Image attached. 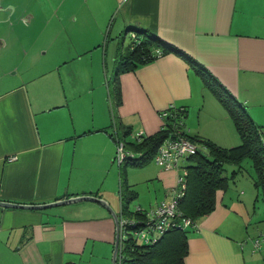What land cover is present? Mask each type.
<instances>
[{
  "label": "crops",
  "instance_id": "0c3cea01",
  "mask_svg": "<svg viewBox=\"0 0 264 264\" xmlns=\"http://www.w3.org/2000/svg\"><path fill=\"white\" fill-rule=\"evenodd\" d=\"M112 2L110 19L114 16V25L118 21L117 36L126 29L134 35L145 31L167 45L168 51L150 64L119 74L121 101L114 114L106 105L103 108L101 100V111L97 113L93 103L91 118L81 120L80 112L88 108L82 100L88 91L74 85L78 83H57L55 76L60 77L63 70L60 65L39 76L49 80L48 84L28 88L18 81L2 92L0 202L41 205L93 196L106 201L117 215L115 206L121 207V180L126 170L114 162L112 119L132 134L142 132L150 137L162 127L159 113L172 104L185 110L188 119L184 125L189 133L191 127L197 139L226 145L209 138L207 129L200 126L206 108L214 112L208 129L222 125L228 132L231 126V119L204 79L229 93L264 135V0ZM95 8L102 9L99 5ZM77 72L83 77L94 70L69 67L63 74L69 78ZM90 89L94 90L92 83ZM194 100L200 105L193 104ZM195 114L196 128L190 123ZM149 169H143L145 181L163 186L167 197L180 172L157 166ZM240 194L248 205L249 196ZM224 199L218 194L214 212L188 234L184 264H264V243L259 255H254L252 242L257 236L245 237L238 223H252L249 207L241 201L232 212ZM72 208L92 212L76 211L78 215L70 216L65 215L69 209L61 212L58 207L42 211L0 207V264H93L96 247L101 254L95 264H105L115 239L112 217L97 205ZM85 256H89L87 260Z\"/></svg>",
  "mask_w": 264,
  "mask_h": 264
},
{
  "label": "rangeland",
  "instance_id": "374dc122",
  "mask_svg": "<svg viewBox=\"0 0 264 264\" xmlns=\"http://www.w3.org/2000/svg\"><path fill=\"white\" fill-rule=\"evenodd\" d=\"M112 1L10 0V3L18 4L21 8V10L15 12L14 15L11 14V16H8L0 8V38H2V42L4 43L0 46V94L15 85L18 81H22L28 88L37 85V83H39V86L48 84L49 80L43 78L38 79L39 76L60 65L63 70L61 71L60 77L55 76L58 81L57 83L62 86L67 85V83L71 85H73L72 83H78L79 85H74L88 91L82 99L88 108L86 111L82 110L80 112L79 118L81 120H84L86 117L87 119L91 118L93 115L91 105L93 103L97 108V113L101 111L100 102L102 101L103 108L106 105L111 112L113 110L115 111L113 97L114 78L123 56H125L131 46V36L134 34L128 32V29L122 31L119 36L115 34L118 21L114 25V16L113 19H110V11L113 7ZM96 5L101 6L102 9L99 11L95 8ZM107 48L108 54L105 53V49ZM76 59H79V61ZM69 67L76 68V70L90 67L94 72L92 75L87 74L83 77H79L81 73L77 72L75 75L66 78L63 73ZM89 83L90 88L92 83L93 91L90 88L84 87ZM206 95L208 96V92ZM193 104L200 105L195 100ZM194 111H196V107ZM211 113L214 112L208 108L202 112L200 126L207 129V136L209 138H213L217 142L224 141L226 145H222V142L221 145L216 144L214 141L206 140V138L200 140L209 141L220 147L223 146L222 148H230L226 146H231V144L234 145L233 147L238 146L240 144V138L231 120V126L227 127L228 132L223 131L225 126L222 125L211 130L207 128L211 122ZM190 123L192 127L199 124L196 114L191 116ZM189 128L190 133L188 132V135L197 137L198 134L194 131L195 129ZM199 146L204 152V147L200 144ZM190 165V161L182 163V166L185 168ZM125 167L126 175L123 172L122 179L123 190L124 184L129 186L127 199L134 198L132 201H129L130 209L137 208L140 205L145 207L144 210H148L149 204H156V201L169 198L170 194L165 197V188L163 186L155 187L150 181H145L147 178L143 173V169L150 170L149 168H156V165L152 161L146 163V165L144 164V166L128 165ZM224 170V175L228 178V188L223 195L225 197L224 203L231 210L233 208L236 209L238 208V202L242 201L241 203H244L243 196H241L240 192H244L246 196H249V204H244L245 208L249 207L252 223L248 224L246 220L242 221V225L238 220L240 230L242 229L245 237L246 234L252 235V233L256 234V238L264 236L263 203L260 197H257L258 193L253 187L254 172L251 168L250 161L245 159L240 164V167L234 164L226 165ZM177 180L178 177L176 183ZM78 205L92 207V205L97 204L84 201L72 205L60 206L58 207V211L62 212L65 209H69L71 212L65 215L70 216L78 215L76 211L92 212L90 209L72 208ZM118 209L119 206H115L117 212ZM93 212L96 213L99 211ZM236 230L237 227L235 226L233 231L235 232ZM250 237L252 238L253 236ZM245 241L249 242L250 239H245ZM96 248V252L91 261L93 264L98 261L97 257L101 254L100 247ZM260 251L261 248L254 251V255H259L257 253H260ZM111 252L112 248L110 249V256L107 257V261H104L105 264H112ZM87 257L89 256H85L84 260H87Z\"/></svg>",
  "mask_w": 264,
  "mask_h": 264
},
{
  "label": "trees",
  "instance_id": "16d2710c",
  "mask_svg": "<svg viewBox=\"0 0 264 264\" xmlns=\"http://www.w3.org/2000/svg\"><path fill=\"white\" fill-rule=\"evenodd\" d=\"M136 40L131 38V46L123 56L122 62L118 67L113 84V97L116 102L115 107L120 104V90L118 76L120 73L133 71L140 66L150 64L159 58L156 51L165 54L168 46L154 36L145 31H136ZM199 72V71H198ZM208 90L213 94L215 99L220 103L228 114L231 122L240 138V144L233 148H222L209 141H201L196 137L186 135L187 138L202 145L203 151H199L196 156L188 158L191 165L186 167V190L184 196L178 202V210L183 217L190 219L192 222H198L214 212L218 203V194L223 196L228 188V178L224 175L226 165L234 164L240 167L245 159L251 163L254 172L253 187L258 193L263 203V220H264V141L262 128L254 124L243 108L237 104L229 93L219 85H213L204 79ZM178 117L183 121L186 116L185 110L178 108ZM114 114V113H113ZM115 130L110 134L113 141L121 140L125 149L135 155L141 154V157L126 159L119 167L126 170L125 166H143L152 161L156 149L164 139L175 137V134L162 128L155 135L146 137L142 136L140 141L135 142L129 139L132 134L131 129L118 127L115 119H112ZM168 126V119H165ZM137 158V159H136ZM121 180V206L122 213L129 217L136 218L138 213H134L129 208L127 199L128 186ZM189 229H173L165 233L153 245H136L131 241H126L125 248L117 264H184L188 254V234Z\"/></svg>",
  "mask_w": 264,
  "mask_h": 264
},
{
  "label": "built area",
  "instance_id": "2783aa9c",
  "mask_svg": "<svg viewBox=\"0 0 264 264\" xmlns=\"http://www.w3.org/2000/svg\"><path fill=\"white\" fill-rule=\"evenodd\" d=\"M136 35L131 38L136 40ZM158 57L162 54L160 51L155 52ZM179 109L174 105H168L161 111L160 119L162 120V129L169 130L175 134V137H169L163 140L152 158V162L163 171L177 170L180 172L177 183L170 192L168 199H163L144 210L141 207L132 209L134 213H138L136 218L123 214L122 206L120 207L118 220L119 245L117 257L120 259L125 248L126 241H131L136 245H153L165 233L173 229H189L191 232L197 230V223L182 216L178 210V202L184 196L186 190L187 170L182 163L188 158L196 156L202 151L197 143L187 138L188 130L184 125L182 118L178 117ZM165 119H168V126ZM143 133H135L129 136L131 141L138 142L142 138ZM141 157V154H133L125 149L121 140L116 141V153L114 162L120 167L128 158ZM136 158V159H137ZM140 242V244H138ZM264 243V236L256 238L252 242L253 252L261 248Z\"/></svg>",
  "mask_w": 264,
  "mask_h": 264
},
{
  "label": "water",
  "instance_id": "95a60500",
  "mask_svg": "<svg viewBox=\"0 0 264 264\" xmlns=\"http://www.w3.org/2000/svg\"><path fill=\"white\" fill-rule=\"evenodd\" d=\"M84 201L92 202L94 204L99 205L100 207L108 211L109 215L112 217L114 224H115V239H114L113 251L111 255V263L117 264V252H118V245H119L117 215L106 201L99 199L98 197L78 196V197H71V198L54 201L48 204H41V205H23V204L0 202V207L6 208V209H15V210H24V211H42V210H46L50 208L72 205V204H76V203L84 202Z\"/></svg>",
  "mask_w": 264,
  "mask_h": 264
},
{
  "label": "flooded vegetation",
  "instance_id": "af4514ba",
  "mask_svg": "<svg viewBox=\"0 0 264 264\" xmlns=\"http://www.w3.org/2000/svg\"><path fill=\"white\" fill-rule=\"evenodd\" d=\"M9 1L10 0H0V8H2L1 10L6 12L8 14V16H11V14L14 15L15 12H18L19 10H21V8L19 7L18 4L16 5V4L10 3ZM1 4H2V6H1ZM7 6H9V7H7ZM3 44L4 43L2 42V38H0V46Z\"/></svg>",
  "mask_w": 264,
  "mask_h": 264
}]
</instances>
